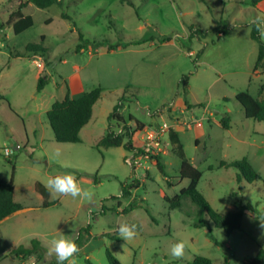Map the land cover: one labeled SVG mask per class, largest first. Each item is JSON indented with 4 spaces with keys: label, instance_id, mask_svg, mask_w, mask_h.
<instances>
[{
    "label": "rangeland",
    "instance_id": "rangeland-1",
    "mask_svg": "<svg viewBox=\"0 0 264 264\" xmlns=\"http://www.w3.org/2000/svg\"><path fill=\"white\" fill-rule=\"evenodd\" d=\"M27 1L0 0V178H14L15 200L27 209L0 226V264H55V256L47 255L49 241L65 236L76 242L88 226L91 238L74 257L76 264L88 259L109 264L107 250L121 264H193L200 257L213 264H243L264 249V123L247 119L236 100L242 92L257 97L259 81L247 71L258 51L251 22L264 17V0H57L47 9L33 4L24 9L33 26L16 35L14 15ZM191 25L204 35L190 39ZM165 38L172 42L161 43ZM29 44L47 52L34 55L26 50ZM212 66L225 74L214 86ZM189 75L185 92L182 79ZM41 78L45 86L39 92ZM95 88L102 96L81 143H57L47 117L52 105ZM181 98L190 106L186 114L173 107ZM121 100L126 125L137 127L130 116L143 124L136 129V145L146 127L207 118L211 139L201 137L197 144L194 130L178 132L187 159L203 172L199 191L220 214L232 211L236 201L252 205L256 213L246 214L231 235L213 224L198 228L206 213L190 198L179 197L189 180L180 178L181 160L170 139L160 157L165 173L145 160L139 177L123 147H98ZM226 116L230 132L211 121ZM113 130L121 133L124 125L114 122ZM6 149L14 154L7 157ZM243 159L253 162L260 177L254 183L239 181L237 169L221 166ZM65 172L95 193L93 201L50 195L52 205L43 207L37 183L45 186L50 176ZM136 179L140 187L128 199H111ZM171 200L181 207L171 209ZM121 223L138 226L134 239L120 238ZM33 239L41 242L42 259L7 251L29 248ZM179 240H186L187 248L182 259H174L170 249Z\"/></svg>",
    "mask_w": 264,
    "mask_h": 264
},
{
    "label": "trees",
    "instance_id": "trees-1",
    "mask_svg": "<svg viewBox=\"0 0 264 264\" xmlns=\"http://www.w3.org/2000/svg\"><path fill=\"white\" fill-rule=\"evenodd\" d=\"M57 3V0H28L26 3L21 4L14 15V33L16 35H20L33 26V18L30 15H25L23 13V10L26 9L30 4H33L40 9H47L56 5ZM63 17L67 18L66 15H63ZM223 23L224 22L221 21V24ZM190 32V39L197 37L199 34L204 35L203 30H201L199 27H195L194 25L190 26ZM224 33L226 34L225 31ZM251 38L258 44L259 48L255 71L260 70L264 72V41L260 39L259 34L257 33L254 26H252ZM171 40V38H165L160 42L168 43ZM26 50L33 53L34 55H37L39 53L45 54L47 52L46 49L35 44L27 45ZM190 75L185 76L182 79V84L185 92H187L188 89V81L190 79ZM44 86L45 82L41 78L39 80V92L43 90ZM101 96L102 89L95 88L89 92L83 93L77 98L66 96L63 101H57L52 105L51 109L47 113V117L53 130L55 141L57 143H81L80 133L91 122L93 118L94 107L100 100ZM236 100L242 106L245 117L247 119H253L255 121L264 123V100L254 98L248 92L239 93L236 96ZM123 109V101L121 100L117 105H115L112 113L108 117V132L100 140L98 147H123L127 151L134 148V135L136 133V129H141L143 124L140 121L136 120L134 117L130 116L129 120L136 123L137 127L134 128L131 125H126L122 115ZM114 122L122 123L124 125V130L121 133L116 134V131L113 130ZM230 122L231 118L226 116L222 119L221 125L224 129H229ZM170 141L174 146V153L181 160L179 172L180 178L189 180L188 186L181 191L179 197L184 196L190 198L195 205L200 207L206 213L207 219L200 220L198 223H196V227L210 228V225L213 224L216 228L223 230L227 235L233 234L234 231L240 228V224L246 213H256L255 208L250 204H243L241 201H236L234 209L227 214H220L215 211L211 207L205 196L198 189L199 182L203 177V172L194 167L187 159L180 139L173 130L170 133ZM155 164L161 173H165V167L160 158L155 159ZM221 166L237 169L239 171V181L241 180V178H244L248 183L251 184L260 178L247 159L232 163H226L223 161L221 163ZM140 184L141 182L136 179L133 180L130 184L123 185L122 194L120 196H112L111 199H128L131 196L133 190L139 189ZM36 189L44 197L43 207L46 208L51 206L52 203L48 201L51 195L49 193V190L42 183H37ZM169 203L171 209H177L181 207L178 201L171 200L169 201ZM135 206V203H133L130 210H133ZM23 209L24 207L22 206V204L16 202L14 198V178H12V180L10 181H6L0 178V223L6 218ZM124 212H129V209L124 210ZM90 231L91 226H88L87 228H84L80 231L79 236L76 240V243L80 249H82L84 244L91 238ZM13 253L16 254L19 258H26L34 255H37L39 259L43 258V248L41 246V242L37 239L32 240L31 247L27 248L21 245L20 247L15 249ZM106 256L109 264H121L118 258L110 250H107ZM86 263L94 264L89 259L86 260ZM55 264H57V261ZM65 264H67V262H65ZM193 264L213 263L208 258L200 257L195 258ZM243 264H264V249H261L253 259L247 260Z\"/></svg>",
    "mask_w": 264,
    "mask_h": 264
},
{
    "label": "clouds",
    "instance_id": "clouds-1",
    "mask_svg": "<svg viewBox=\"0 0 264 264\" xmlns=\"http://www.w3.org/2000/svg\"><path fill=\"white\" fill-rule=\"evenodd\" d=\"M251 26H254L261 40H264V17H256L251 22ZM119 134V130L116 131ZM60 157L59 150L54 154V158ZM45 187L49 190V193L53 196L71 197L72 199L79 198L80 200L92 202L95 193L91 190L82 188L77 180V177L72 172H65L50 176L45 184ZM91 220V215H89ZM264 226V224H262ZM120 238L124 241H131L137 235L138 226L136 224L121 223L116 229ZM187 248L186 240H179L172 244L170 249V256L174 259H182L185 250ZM80 248L74 239L60 236L59 238H52L49 241L47 248L48 256H55L57 264H76L74 257L79 253Z\"/></svg>",
    "mask_w": 264,
    "mask_h": 264
},
{
    "label": "built area",
    "instance_id": "built-area-1",
    "mask_svg": "<svg viewBox=\"0 0 264 264\" xmlns=\"http://www.w3.org/2000/svg\"><path fill=\"white\" fill-rule=\"evenodd\" d=\"M220 38L224 37L223 33L219 34ZM36 64L41 68V63L36 61ZM173 130L172 125L164 121L151 128L146 127L139 131L141 137L139 138L138 145L134 144V148L129 150V155L126 157V162L133 169L134 176L139 177L138 170L143 169L144 161L155 162L156 158H160L166 154L167 140L170 139V133ZM14 154L13 150L6 149L5 155L10 157Z\"/></svg>",
    "mask_w": 264,
    "mask_h": 264
},
{
    "label": "crops",
    "instance_id": "crops-1",
    "mask_svg": "<svg viewBox=\"0 0 264 264\" xmlns=\"http://www.w3.org/2000/svg\"><path fill=\"white\" fill-rule=\"evenodd\" d=\"M256 11H258V9H256ZM261 12V11H259ZM23 13L25 14V12L23 11ZM26 15V14H25ZM242 25V24H240ZM245 24H243L244 26ZM172 42V41H170ZM168 42V43H170ZM258 45V44H257ZM258 53H259V48H258V51H257V59H258ZM249 59V58H248ZM257 59H256V62H255V65L253 67V64L250 65V61L248 60V71L247 73L249 75H252L253 78H255L256 80H258L259 84L257 86V99H261V100H264V72L260 71V70H257L255 71V66H256V63H257ZM215 71H216V78L214 79V81L212 82V84L210 86H214L215 84H218L219 82H222L224 81V77H225V74L220 70V69H216L214 66H212ZM74 92V90L72 89L71 90V93ZM85 93V92H83ZM83 93H80V95H82ZM71 98H77L79 97L78 96H75L73 94H69ZM255 98V97H254ZM173 107L176 108V109H179V111L182 113V114H186L187 111H191L190 110V106L181 98V99H178L176 102L174 101L173 102ZM178 119V118H177ZM207 120V118H200L199 120H195L194 121V124H191V123H187L185 122V124H181L179 121L176 123H172V127H173V131L176 133V135L178 136V138L180 139V136H179V131H195V139H196V143L199 144V140L201 137H204V136H208L209 133L206 132L205 130V127H204V122ZM212 122H215V124H218L219 127H222L223 126L221 125V122H217V121H213L211 120ZM91 123V122H90ZM89 123V124H90ZM88 124V125H89ZM211 124V123H210ZM87 125V126H88ZM86 126V127H87ZM85 127V128H86ZM84 128V129H85ZM83 129V130H84ZM82 130V131H83ZM227 130L228 132L231 131V122H230V127L229 129H225ZM81 131V133H82ZM81 133H80V138H81ZM209 138L211 139L210 135H209ZM82 141V140H81ZM19 149V148H17ZM248 160V159H247ZM249 163L253 166V162L251 160H248ZM225 162V161H224ZM194 167L198 168V163L194 160V162H190ZM254 168V166H253ZM229 169V168H228ZM14 198H15V186H14ZM16 201V200H15ZM17 202V201H16ZM24 211H27V209H23L15 214H13L12 216L6 218L5 220H3L1 223H0V226L3 225L5 222L9 221L13 216H16L17 214L21 213V212H24ZM246 214H250V213H246ZM245 214V215H246ZM244 215V217H245ZM251 216V215H250ZM244 220V218H243ZM242 220V222H243ZM241 222V223H242ZM240 229V228H239ZM20 246V245H19ZM24 246V245H23ZM18 247V246H17ZM16 247V248H17ZM14 248V249H16ZM28 248V247H27ZM14 249L12 250H7L9 253H12L14 251Z\"/></svg>",
    "mask_w": 264,
    "mask_h": 264
}]
</instances>
